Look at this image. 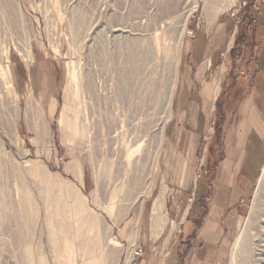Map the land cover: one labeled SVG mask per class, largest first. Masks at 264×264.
I'll list each match as a JSON object with an SVG mask.
<instances>
[{"label":"rangeland","instance_id":"374dc122","mask_svg":"<svg viewBox=\"0 0 264 264\" xmlns=\"http://www.w3.org/2000/svg\"><path fill=\"white\" fill-rule=\"evenodd\" d=\"M196 1L192 10L193 0H0V51L9 48L0 69L8 65L16 93L0 72V264H87L94 255L104 259L93 264H190L200 243L190 220L203 228L236 153L240 198L219 256L203 251L202 264H263L250 217L261 199L264 219V0ZM172 11L190 13L181 41L175 27V49L144 58ZM151 153L143 193L134 179Z\"/></svg>","mask_w":264,"mask_h":264},{"label":"bare ground","instance_id":"6f19581e","mask_svg":"<svg viewBox=\"0 0 264 264\" xmlns=\"http://www.w3.org/2000/svg\"><path fill=\"white\" fill-rule=\"evenodd\" d=\"M192 10H194V9H196L197 8V1L196 0H193V2H192ZM175 5V4H174ZM168 8V7H167ZM166 8V9H167ZM210 8V7H209ZM170 9V8H169ZM190 9V8H189ZM211 9V8H210ZM13 10H15L16 11V14L18 15V16H20V18H21V21L19 22V24L21 25V30L22 31H27V20H26V18H25V16H24V13H23V10H22V8H21V5H20V3L19 2H16V4H15V9H13ZM164 11H165V9H164ZM168 12H170V11H168ZM179 12H181L182 13V11H179ZM207 12H209L208 10H207ZM13 14H15V13H13ZM183 14V17L181 18V14L180 13H176V11L174 12V11H172V14H167V15H164V17H162L161 19H160V22L157 24V26L155 27L156 28V30H158V31H160V33H158V35L160 34V36L157 38V39H155L156 40V42H155V44H156V46L154 45V44H151V42H150V45H151V47L150 46H148V45H146V43H144L143 44V53H144V55H145V57L144 58H149L150 60H151V58H152V56H154V55H160L163 51L164 52H171L170 50L172 49V47H173V45H170V44H168L170 41H173V37H174V32L176 31V30H173L175 27H176V29L180 26V31H179V34H178V38H176V41L174 40V42L176 43V44H179V42L181 41L180 39H181V35H182V33L184 34V30H185V28H186V25H187V21H188V18H189V15H190V13L189 12H187V13H182ZM163 15V14H162ZM159 18V17H158ZM181 24V25H180ZM187 30V29H186ZM164 31H166V33L164 32ZM168 31H171L172 32V34H171V39H170V35H168ZM157 32V31H156ZM166 35V36H163V37H161V35L163 34V33ZM168 37V38H167ZM161 39H163L162 41H163V46H164V48H163V46H162V44L159 42ZM153 41V40H152ZM24 42V41H23ZM29 42V41H28ZM157 42H158V46H157ZM168 42V43H167ZM173 42V43H174ZM148 43V42H147ZM22 44V43H21ZM28 44V43H27ZM23 45V44H22ZM26 45V44H25ZM20 48V50L21 51H23L25 48H26V46L24 47V46H21V47H19ZM22 48H24V49H22ZM137 47H135V43L134 44H132V49H136ZM174 48V47H173ZM9 49V48H8ZM6 50V52H4L3 53V51H0V62L2 61V59L4 58V55H8V51L9 50ZM175 49V48H174ZM26 50V49H25ZM29 50V45L27 46V50L26 51H28ZM178 51V50H177ZM22 53H24V51L22 52ZM4 54V55H3ZM3 55V56H2ZM158 55V56H159ZM3 57V58H2ZM6 57V56H5ZM151 57V58H150ZM27 58H31V56H29V57H24V59H27ZM153 59V58H152ZM0 72H1V74H2V82H4L3 84V87L4 88H6L7 90H8V92L10 93V94H16L15 92H14V89H13V83H12V79H11V74H10V70H9V68H8V65H1V69H0ZM172 77H170L169 79H168V81H167V84H166V94H167V96H168V101H169V103H170V101H171V99H172V97H173V92H174V89H175V83H176V81H175V79H176V76H177V65H176V68H175V65L173 66V69H172ZM174 76V77H173ZM73 77H74V79H75V76H73V75H70V78H69V80H68V88H67V91L70 93L71 92V88L74 86V79H73ZM174 78V79H173ZM168 108V107H167ZM35 109H36V106H35V104H34V101H33V99L32 98H30L29 100H28V103H27V106H26V114H27V120H28V122H30L29 124H31L32 125V119H33V117H34V112H35ZM48 125V124H47ZM9 126H10V124H9ZM49 127V126H48ZM39 128V127H38ZM6 129H7V134L11 137V139L15 142V143H18V140L16 139V137H15V135H13V133L9 130V127L7 126L6 127ZM161 131H160V133H159V139H157V145H156V148H155V150H154V152L155 153H157V150H159V148H160V146H162V141H163V132H164V128H162V129H160ZM42 133V132H41ZM63 136L64 137H66V133L64 132L63 133ZM43 137V136H42ZM20 144H21V141H20ZM139 150V149H138ZM152 153H153V151H152ZM145 154V157L143 158V177H142V175L140 174V175H137L138 177H136L135 179H134V183L136 184V185H138V186H140V187H143V193L145 192V190H147V188L149 187V185H150V183H151V172H150V168H151V161H153V162H155L156 161V157H155V155L154 154ZM149 156H150V158H149ZM150 162V163H149ZM155 164V163H154ZM153 164V165H154ZM44 168H45V170L48 172V169H47V166H44ZM138 168V167H137ZM141 169V168H140ZM139 171V170H138ZM50 172V171H49ZM261 199H259L258 201H256L255 202V205L253 206V209H252V213H251V221H252V223H255V222H257V220L259 219V223H260V230H259V232H261V236L263 237L262 239H261V248H260V246H259V248L257 249V253H256V257H258V260H260L263 264H264V219H262L261 217H260V214H261V212H262V203H261V201H260ZM61 202V201H60ZM63 203H60V205H62ZM160 204V203H159ZM161 205V204H160ZM264 207V206H263ZM159 211H161V210H159ZM260 217V218H259ZM90 217L89 216H87V219H89ZM95 220L96 221V223H101V220L100 219H98L97 217H92V220ZM159 221H160V218L159 217H156V220H155V223L156 224H158L159 223ZM257 224V223H256ZM58 227V225L55 227V229ZM131 227V226H130ZM257 227V226H256ZM59 228H61V226H60V224H59ZM131 234H132V237L133 238H135L136 237V234H137V230H136V228H133L132 229V232H131ZM118 243V242H117ZM119 244V243H118ZM256 245H258L257 243H256ZM100 259H102V256H98V255H94V256H91L90 258H89V260H88V263L87 264H93V263H95V262H97V261H100ZM103 259H104V257H103ZM102 259V260H103ZM110 259V258H109ZM116 260H117V262H116V264H118V261H119V258H116ZM115 260V261H116ZM114 261V260H113ZM86 262V261H85ZM84 262V263H85ZM83 263V264H84ZM97 264V263H96Z\"/></svg>","mask_w":264,"mask_h":264},{"label":"crops","instance_id":"0c3cea01","mask_svg":"<svg viewBox=\"0 0 264 264\" xmlns=\"http://www.w3.org/2000/svg\"><path fill=\"white\" fill-rule=\"evenodd\" d=\"M29 51H30V47L28 52ZM205 53H206L205 58L210 60L213 58V55H216L217 50L215 51V48L214 49L211 48L210 45V47L207 48ZM236 148H238V146H235L233 149ZM231 153L233 155L235 154V152H231ZM236 155L237 156L229 160L225 159V162H227V164L225 165L224 168H227V170L230 169L231 171V168L233 166V172L230 171H229L230 173L227 172L228 176L227 178H225V182L223 183L224 186L222 185L224 192L220 189L219 191L216 192V195H214L212 201L213 206L211 208V211L210 212L207 211L206 214L204 215L205 216L204 218L205 219L207 218V221L204 222L203 228L201 230H197V227L194 225L193 221L190 220L191 222L189 224V227L190 226L193 227V230H195L196 232L197 240H199L200 242L199 244H197V246H195V252L192 256V259L188 260L190 264H192L193 262L194 264H202L201 255L203 254V251L207 252L208 260L214 261L219 256L218 252L221 251L222 249L221 245L223 239L225 238L224 236L226 233L225 232L226 223L224 222L226 219L227 210L230 209L231 205H234L237 202V200L240 198L239 192H237L236 190V183L238 182L237 179L238 177H240L241 172H239L238 177H236V174L238 173V170L241 169L242 164H241V159H239L240 156L237 153ZM173 261H175V259Z\"/></svg>","mask_w":264,"mask_h":264},{"label":"built area","instance_id":"2783aa9c","mask_svg":"<svg viewBox=\"0 0 264 264\" xmlns=\"http://www.w3.org/2000/svg\"><path fill=\"white\" fill-rule=\"evenodd\" d=\"M244 5L246 6V2H244Z\"/></svg>","mask_w":264,"mask_h":264}]
</instances>
